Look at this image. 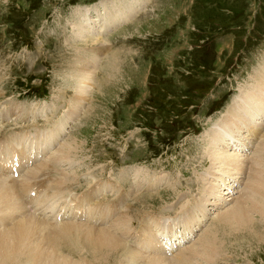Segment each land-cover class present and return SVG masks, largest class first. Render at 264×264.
<instances>
[{"label": "rangeland", "instance_id": "rangeland-1", "mask_svg": "<svg viewBox=\"0 0 264 264\" xmlns=\"http://www.w3.org/2000/svg\"><path fill=\"white\" fill-rule=\"evenodd\" d=\"M112 1L0 0V114L8 110L17 114V105L29 103L60 107L46 118H36L35 128L41 129L49 127L63 112L71 111L69 101L75 95L74 66L79 58L87 63L86 51L94 46L85 45L86 35L76 37L79 33L74 26L81 24L78 16L83 11L99 12L104 3L109 8ZM146 1L148 9L146 12L141 9L138 18L135 15L127 23L109 26L106 39L117 50V62L111 61L110 67L106 60L100 66L94 61L97 65L94 69H99L95 83L89 95L81 93L85 102L64 129L67 133L70 126L72 143L79 146L76 155H70L76 161L75 167L66 169L67 173L78 176L80 186L76 183L72 189L86 190L89 181L86 176L103 182L114 177V173L118 178L116 171L121 172V176L129 178L119 177L115 183L122 190L130 188L128 193L132 191L128 197L131 218L138 211L137 215L168 210L163 212L167 215L172 212L169 206L174 205V213L181 204L195 207L194 199L202 197L201 174L211 165V154L204 157L202 153L208 147L205 140L214 124L228 117L229 110L233 109L236 116L229 119L241 120L240 113L247 106L243 103L248 99L245 91L250 90L254 76L264 66V0ZM114 13L113 10L111 14ZM87 17L91 20L97 15L90 12ZM72 39L77 42H71ZM75 48L80 51L75 53ZM88 79H92V74ZM24 125H27L24 119L13 116L0 130L8 135L26 129ZM237 130L247 144L244 152L220 146L219 157L233 150L245 155L246 165H250L248 174L241 178L227 176L224 181L229 182L228 188L226 185L227 189H221L227 194L218 193L222 200L207 199L216 209L209 210L212 217L207 227L182 251L196 245L200 236L215 226L214 235H219L217 244L221 248L215 264H264V216L252 213L251 227L240 231L237 237L234 234L239 231L231 233L224 224L215 225L218 216L236 207L237 200L249 196L242 195L250 181L249 175L264 158V152L258 150L255 155L252 150L251 126L244 121L237 123ZM245 130L249 137L244 136ZM64 135L60 144L70 137ZM202 156L205 161L199 159ZM216 170L213 168L211 172ZM136 174L140 182L144 179L142 174L166 177L173 188L161 185L153 190L137 191ZM212 182L216 184L217 179ZM138 188L143 187L140 184ZM244 202L242 199V205ZM202 209L205 217L206 207ZM14 225L8 223L0 230L10 226L14 229ZM46 239L60 247L57 245L60 243ZM60 252L75 257L64 247ZM194 256L192 262L197 261Z\"/></svg>", "mask_w": 264, "mask_h": 264}, {"label": "bare ground", "instance_id": "bare-ground-1", "mask_svg": "<svg viewBox=\"0 0 264 264\" xmlns=\"http://www.w3.org/2000/svg\"><path fill=\"white\" fill-rule=\"evenodd\" d=\"M146 2V0H113L109 8L108 4L105 5L106 2L102 5L103 10L96 12L95 9V11L89 10L87 12L89 14L90 12H94L97 15L96 19L91 20H89L87 13L84 11L83 14L80 15L77 13L81 24L78 23L74 26L76 33H79L76 37L82 38V36L86 35V37H83L85 39L83 41L85 45L92 44V46H94L86 51L85 58H88L86 59L87 63L84 64V59L79 58L74 66L72 74L75 78L73 80V92L75 95L72 97L73 99L69 101V104L72 103L71 111H65L66 113L63 112L58 119L56 118L59 125L53 128L44 137H40V135H36L37 137H30L42 146V150L51 149L56 138L64 134L62 133L64 123L71 120L76 114V111L80 109L79 107L82 106L81 103L85 102V97L81 96V93L88 94L91 92L90 87L95 83L94 76L96 75V71L99 70L98 67L97 69L94 68L97 65L100 66L104 60H106L105 64H108V66H112L114 62L116 64L117 61L115 60V56L117 55V50L112 49V43L107 40L109 37L106 35L109 26H115L123 22L127 23L126 20L129 21L130 18L132 19L135 15V18H138L142 11L146 12L148 9L149 2L145 5ZM145 7L146 9H144ZM113 10L115 13L111 14ZM114 18L117 19V21H115ZM128 26L129 25L126 27ZM93 29H95V31H93ZM78 30H80V32H78ZM86 32L89 33V35H87ZM72 41L73 43L77 42L76 39H72L71 42ZM65 42L69 44L68 37L65 38ZM74 51L76 53L79 52L80 49L75 48ZM94 61L98 62V64L95 65ZM111 61L112 63L110 64ZM258 72L259 73L254 76L253 83L249 85L251 87L250 90L245 91V94L248 95V99L243 105H247L248 107L245 106V111L240 113L241 120L233 121L229 119L231 115L233 118L236 117L232 114L234 110H229L228 117L220 124H214L213 129L208 134L209 137L205 140L208 147L207 149L203 148L202 153L203 156L211 154V165L208 170L205 169L206 171L201 174V179L199 180L201 188L199 187V190L200 196L202 197L198 199V201L193 197L195 207L192 208V206L185 207L182 204V206L180 205L181 210L177 213V216L178 218H182L180 220L182 225L179 226L182 230L202 222L204 218L202 208L209 205L207 203L211 197H213V199L215 197L216 199V197H219L218 193L223 195L227 194L221 192L220 181L225 184L224 180L227 176H240L241 178V176L244 174L246 175V171L249 170L250 165L247 166L245 162L248 160L247 157L239 152L235 153L236 150L244 152V148L247 145L243 141L240 131L237 130V123L241 124L245 121L247 125L251 126L253 131L252 140L254 141L252 150L254 154L256 155L258 150L264 152V134H262L261 130V127L264 126V66ZM91 74L92 79H88ZM84 76L87 80L83 78ZM60 97L62 98V96ZM42 106L43 105L35 106L33 104H22L17 105L16 108L24 111V115H20V117L31 124L40 116V111L46 108ZM61 107H63V105ZM57 110L58 108H55L50 112L53 113ZM249 113H252V115H249ZM78 114L79 113H77V115ZM13 115L14 114L10 113L9 110L4 112V117H7L8 120ZM247 118H250V120ZM3 121L4 120L0 122V127L4 125ZM58 123L54 122L51 126H55ZM31 126L34 127L35 125L32 124ZM260 131L261 133L259 134ZM245 132L247 133L248 131L245 130ZM72 137L73 136L66 138L62 144L59 143L58 148L39 165H34L33 168L28 169L17 184L15 182L8 183V181L0 176V228L5 227L11 222H14L16 225V227L14 225L15 228L12 227L14 229H10V226L9 229L5 228L4 231L0 230V264H215L214 261L221 249L217 244L219 243V235H214L215 226L207 230L205 234H202L196 245L194 244V246L182 252L179 251L172 259L149 256L146 254V250L152 247V245H156L157 229L161 226L168 225L169 220L171 221L175 218H167L164 222L156 217L152 218L149 225L156 230L145 226L138 237L135 249L129 246L126 243V239L131 234V226L135 221H138L137 218L140 215L142 217L144 214L139 213L137 215V213L140 212L138 211L133 215L134 218H131L129 215L130 203L129 205L127 203L124 205V201L121 200L117 202H120V206L123 209L117 214V217L112 220L115 214L114 210L110 207L95 206L92 202V197L95 194L99 198L104 190L111 189L114 199L123 194L128 198L132 194V191L125 193L126 191L122 190L119 185L116 186L115 181H109V183H106V181L98 184L102 187L96 193V186L93 185L86 189L80 199H78L76 195H73L69 188L75 184L74 182L77 181L78 176L75 177L74 174L71 175L72 173H67L66 169L75 167L76 161H73L71 158L74 159V157L70 155L72 153V155L75 156L79 150L77 148L79 146L78 144L72 143ZM81 145L80 143V146ZM14 146L18 147V141L15 140ZM220 146L222 148H235L236 150L228 153L225 157H219V155L222 154H220L221 151L217 147ZM3 153L5 156L16 153L20 158H25L29 154V148L21 146L20 150L17 151L14 147L7 145L4 146ZM203 156L199 157L201 161H205ZM62 166H64L65 169ZM258 166L259 167L251 171L249 175L250 181L247 187L244 188V194H242H248L249 196L237 200L236 207L228 209L215 220V225L222 223L232 231L231 233L239 231L234 234V237H237L241 232L251 227L252 213L255 212V214L264 216V158ZM213 168H217V170L211 172ZM48 171L53 173L52 177L45 181L50 192L56 196L69 195V201L72 202V204L67 203V205L62 207L64 212H69V215L65 220L59 218V223H52L45 218L28 213L20 203L21 192L27 191L30 186L36 184V180L43 175V172ZM241 171L243 172L242 174L240 173ZM134 176L135 188L137 191H140L138 188L140 184L144 188V191L156 189L161 185L173 188V183L168 182V180L166 182V177L157 178L155 175L147 177L146 174H142L141 176H143L144 179L140 182V180L137 179L138 174ZM236 177H234V180ZM93 179L94 178L90 177L91 183H93V181L96 182ZM214 179H217L216 184L212 182ZM215 194H217V196H215ZM23 198L26 199L28 204L42 205L44 203V197H37L36 195L29 196L25 193ZM219 199L222 200L220 197ZM242 199L245 201L243 205ZM102 202L103 201L99 200L96 204H102ZM217 202L218 201L215 202V205H218ZM73 208L75 211H72ZM81 220L84 222H80ZM91 221H100V224L96 225ZM111 227L112 231L109 230ZM179 227L177 228L179 229ZM134 230L136 231L137 229ZM176 230L177 229L171 230L169 233L174 234ZM250 234L252 233L250 232ZM221 235L223 234L221 233ZM207 236L211 238L207 239ZM46 238L53 239L56 244L60 243L57 244L60 247H55L53 243L49 242ZM200 244L201 248L199 249L198 246H200ZM61 247H64L68 253L73 254L75 256L74 259L64 256L60 252ZM107 255L108 258H106ZM193 255H195L194 258L197 260L196 262H192Z\"/></svg>", "mask_w": 264, "mask_h": 264}]
</instances>
